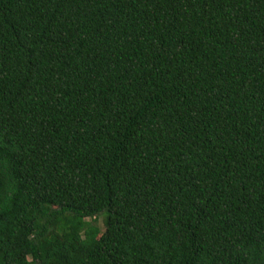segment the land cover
<instances>
[{
    "label": "trees",
    "instance_id": "16d2710c",
    "mask_svg": "<svg viewBox=\"0 0 264 264\" xmlns=\"http://www.w3.org/2000/svg\"><path fill=\"white\" fill-rule=\"evenodd\" d=\"M0 264H264V0H0Z\"/></svg>",
    "mask_w": 264,
    "mask_h": 264
},
{
    "label": "rangeland",
    "instance_id": "374dc122",
    "mask_svg": "<svg viewBox=\"0 0 264 264\" xmlns=\"http://www.w3.org/2000/svg\"><path fill=\"white\" fill-rule=\"evenodd\" d=\"M104 219H105V217L104 216H101V218H100V223L103 225L104 224Z\"/></svg>",
    "mask_w": 264,
    "mask_h": 264
}]
</instances>
